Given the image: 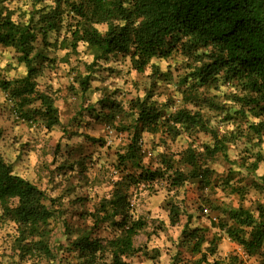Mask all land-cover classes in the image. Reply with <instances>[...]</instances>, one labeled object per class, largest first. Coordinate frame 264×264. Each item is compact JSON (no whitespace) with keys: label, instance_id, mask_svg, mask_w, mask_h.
<instances>
[{"label":"trees","instance_id":"16d2710c","mask_svg":"<svg viewBox=\"0 0 264 264\" xmlns=\"http://www.w3.org/2000/svg\"><path fill=\"white\" fill-rule=\"evenodd\" d=\"M52 3L48 11L40 10L36 19L31 16L26 21H14L11 12L0 9V47L12 48L26 68L20 78L0 80V89L13 102L18 116L27 122L39 119L47 129L58 124L54 100L37 90L34 80L35 60L43 58L36 45L39 42L50 47V34L55 35L52 43L55 47L74 52L83 44L95 59L110 54L126 55L138 73L144 72L153 59H167L176 54L183 57L189 70L177 79L181 103L174 111L167 112L165 103H158L149 95L131 99L126 110L114 106L112 101L101 103L103 106L108 103L112 119L120 117L117 126L126 133L127 142L123 151L116 154L118 176L109 195L101 197L87 217L94 230L108 223L118 233L102 246L90 237L89 228L71 240L67 250L77 253L80 259L77 264H130L125 259L135 253L133 239L145 226L132 208L133 189L150 186L157 180L172 188L186 182L207 190L216 187L215 173L208 161L222 153L231 139L230 134L219 136L205 116L206 111L221 113L227 108L214 95H208L210 88L218 87L219 79L238 89L231 98L239 101L240 107L230 119L249 115L257 121L247 124V133L256 137L264 134V0H53ZM102 26L104 29L99 30ZM80 77L79 86L86 91L88 74ZM198 132L209 134L212 141L211 145L203 146L202 152L188 147L178 159L161 152L153 163L145 161L144 134L166 141ZM259 160L255 156L248 164L252 171ZM234 175L235 172L228 171L225 177H219L221 191L226 190L239 200L248 186L264 191V177L242 186ZM50 201L43 190L13 173L0 156L1 216L16 225V248L22 257L55 260L49 232V221L55 212ZM201 202L216 213L210 226L218 232L205 237L199 228L189 229V220L186 221L183 244L197 256L193 264H205L208 257L216 254L219 233L240 247L246 257L258 258L259 264H264V192L262 201L249 207L242 203L236 207L229 202L217 203L209 196L202 197ZM168 205L173 226L179 222L180 209L178 205Z\"/></svg>","mask_w":264,"mask_h":264},{"label":"rangeland","instance_id":"374dc122","mask_svg":"<svg viewBox=\"0 0 264 264\" xmlns=\"http://www.w3.org/2000/svg\"><path fill=\"white\" fill-rule=\"evenodd\" d=\"M52 1L0 0V9L11 12L14 21H26L31 16L36 19L40 10L48 11V7L53 6ZM98 28L104 29L103 26ZM54 39V34L48 36L50 47H43L39 42L36 45L43 58L35 60L34 80L37 90L54 100L58 124L47 129L39 119L32 122L21 119L18 110L12 107L13 102L0 89V156L13 173L43 190L51 200L55 213L49 221V232L55 260L22 257L16 248V225L1 216L0 209V264L79 262L77 253L67 250V246L77 235L91 228L87 214L101 197L109 195L112 182L118 176L116 154L123 151L127 142L126 133L117 126L120 117L112 119L108 103L105 107L101 103L112 101L114 106L126 110L131 99L149 95L152 100L165 103L167 112L174 111L181 103L177 79L189 72L185 60L178 54L153 59L144 72L138 73L126 55L110 54L95 59L86 45L79 44L76 51H67L52 45ZM25 72L15 51L0 47V80H15ZM86 74L88 85L86 91H82L78 80ZM235 92L238 89L225 84L223 79H219L217 88L208 90L209 96L214 95L215 100L227 104L221 113L206 111L208 123L219 136L230 134L231 137L225 150L208 161L215 173L216 187L207 190L186 182L172 188L165 181L157 180L150 186L140 185L132 190V208L145 226L133 239L135 253L125 259L130 264H193L197 256L183 244L186 221L189 220V229L197 227L205 237L218 232L210 226L216 213L201 202L202 197L209 196L217 203L229 202L235 207L238 203L249 207L255 201H262L264 191L248 186L239 200L226 190L221 191L219 185V177H225L228 171L235 172L234 180L242 186L264 177V134L256 137L247 133V124L257 121L249 115L246 118L235 115L230 119L232 112L240 107V102L231 98ZM211 144L210 135L202 132L191 137L182 134L166 141L158 136L143 135L145 161L152 163L157 153H168L178 159L188 147L202 152L204 145ZM255 156L260 160L252 171L248 164ZM168 204L178 205L180 209L179 222L173 226L169 221ZM90 232V237L96 238L102 246L118 233L108 223L95 230L91 228ZM219 234L216 254L208 257L205 264H259L260 259L246 257L240 247Z\"/></svg>","mask_w":264,"mask_h":264}]
</instances>
